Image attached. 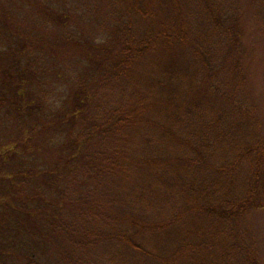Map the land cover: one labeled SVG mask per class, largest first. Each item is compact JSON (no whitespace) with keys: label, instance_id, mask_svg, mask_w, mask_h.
<instances>
[{"label":"trees","instance_id":"16d2710c","mask_svg":"<svg viewBox=\"0 0 264 264\" xmlns=\"http://www.w3.org/2000/svg\"><path fill=\"white\" fill-rule=\"evenodd\" d=\"M64 2L61 27L97 22L64 40L88 74L58 114L39 64L0 45L22 130L0 142V264H262L264 134L221 1Z\"/></svg>","mask_w":264,"mask_h":264},{"label":"rangeland","instance_id":"374dc122","mask_svg":"<svg viewBox=\"0 0 264 264\" xmlns=\"http://www.w3.org/2000/svg\"><path fill=\"white\" fill-rule=\"evenodd\" d=\"M220 1V13L226 20L225 24L236 22L241 33L239 48L245 75L242 94L256 108L264 134V0ZM65 9L64 0H0V45L4 51L10 50L18 55L16 60L19 67L23 68L29 61L39 64L49 93V104L45 105V110H53L55 114L61 111L63 101L60 98L70 92V85H74L82 74H88L82 52L78 50L74 54L69 50L70 53H67L64 40L71 36L83 40L87 33L88 36L92 35L93 40L94 23L97 22L95 17L86 15L83 19L80 17V27L73 24L61 27L50 14L58 18V11L63 13ZM224 51H227L225 45ZM29 119L32 121V118ZM29 119L25 124H30ZM10 131L18 133L22 130L14 118L0 110V142L5 141V135ZM38 139L39 136L35 140ZM33 153L28 154L26 159L31 160L32 155L46 156ZM252 225L264 264V205L252 211Z\"/></svg>","mask_w":264,"mask_h":264}]
</instances>
